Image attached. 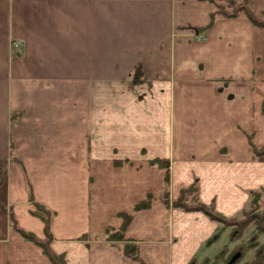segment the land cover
I'll return each mask as SVG.
<instances>
[{"label":"crops","instance_id":"obj_1","mask_svg":"<svg viewBox=\"0 0 264 264\" xmlns=\"http://www.w3.org/2000/svg\"><path fill=\"white\" fill-rule=\"evenodd\" d=\"M227 1L0 0V201L40 240L32 211L50 210L51 248L67 264H137L104 239L121 214L146 264L211 259L229 232L207 246L220 225L162 196L198 179L201 200L230 218L264 188L253 160L264 147V28L210 25ZM250 4L264 16V0ZM156 159L170 161V183ZM0 264H52L1 209Z\"/></svg>","mask_w":264,"mask_h":264},{"label":"trees","instance_id":"obj_2","mask_svg":"<svg viewBox=\"0 0 264 264\" xmlns=\"http://www.w3.org/2000/svg\"><path fill=\"white\" fill-rule=\"evenodd\" d=\"M243 17L250 20L255 26L264 28V16L258 17L253 11L250 0H228L224 4H216L215 12L211 14V24L220 18H239ZM204 31V30H201ZM134 85L144 83V78L141 70H137L132 78ZM252 143V141H251ZM253 160L255 162L264 163V147L257 148L253 145ZM160 168L166 169L168 172V183H170V167L171 163L166 159H156L151 162ZM2 172H0V187L2 186ZM249 208L251 212L243 210L244 218L236 220L228 218L216 210L215 202L210 205L205 204L200 198L199 180L196 179L190 186L184 188L176 200H171L169 191L162 196L163 201L168 207L174 210H180L184 213H202L212 222L218 223L222 226L215 234L206 242L207 246H211L219 242L228 229H232L230 234V242L241 241L246 233L251 228H254L253 235L249 240L237 246L232 252L229 251L228 246L217 254L214 259L206 258L202 262L193 259L190 264H241L248 255L253 252V259L244 264H264V244L259 241L260 235L264 234V214H255L256 210H260L264 206V188L250 191ZM32 197V196H31ZM32 202L35 203L34 199ZM152 197L137 205L136 210L147 209L151 205ZM0 209L9 214L12 227L23 237L27 242L33 243L43 250V253L51 261L52 264H67L64 255H57L51 248L54 240L52 234V217L53 213L40 204L35 203V210L32 215L42 220L45 226V239L40 240L35 234L24 231L18 224L17 218L12 211L6 209L4 204L0 201ZM123 218V227L119 230L109 229L106 232L104 239L108 242H124L125 254L128 258L134 260L137 264H146L140 256L137 242L128 240L125 237V230L131 221L132 216L128 214H121ZM86 240V236L82 238ZM235 260L234 262H232Z\"/></svg>","mask_w":264,"mask_h":264},{"label":"rangeland","instance_id":"obj_3","mask_svg":"<svg viewBox=\"0 0 264 264\" xmlns=\"http://www.w3.org/2000/svg\"><path fill=\"white\" fill-rule=\"evenodd\" d=\"M16 43V42H15ZM14 43V44H15ZM17 43H19V45H18V48H20L21 46H22V42L20 41V42H17ZM14 44H13V46H14ZM13 48H15V47H13ZM252 191H255V190H252ZM249 201H250V194H249ZM249 201L247 202V204L245 205V207H244V209L243 210H246L247 212H251V210H252V208H249ZM243 210L240 212V213H238L236 216H234L235 217V219L236 220H242L243 218H244V215H243ZM255 214H260V216L262 215V214H264V206H262V208L260 209V210H256V213ZM234 217H230V218H234ZM210 220V219H209ZM211 221V220H210ZM218 224V223H217ZM219 225V224H218ZM219 228H222V226L220 225L219 226ZM218 228V229H219ZM217 229V230H218ZM253 230H254V228H251L249 231H248V233H246V235L244 236V238L241 240V241H238V242H234V243H232V242H230V234H231V232H232V229H228L227 230V232H229V236H227L226 237V239H224L225 241H226V243H227V245H225V246H228V248H229V251L230 252H232L237 246H239V245H242V244H244V243H246L248 240H249V238L253 235ZM225 235V234H224ZM223 235V236H224ZM222 236V237H223ZM222 239V238H221ZM259 241H260V243L261 244H264V234H262V235H260V237H259ZM221 243V242H220ZM219 245V244H218ZM218 245H216L215 246V248L213 249V250H211V254H210V256L212 257L211 259L213 260L214 259V257L217 255V254H219L222 250H223V248L225 247V246H223L222 248L221 247H218ZM216 248H218V249H216ZM221 248V249H220ZM215 251H217V252H215ZM215 253H217V254H215ZM215 255V256H214ZM253 259V252H251L249 255H248V257L246 258V260H244L241 264H244L245 262H247V261H250V260H252ZM220 264H223V263H220Z\"/></svg>","mask_w":264,"mask_h":264},{"label":"built area","instance_id":"obj_4","mask_svg":"<svg viewBox=\"0 0 264 264\" xmlns=\"http://www.w3.org/2000/svg\"><path fill=\"white\" fill-rule=\"evenodd\" d=\"M18 45H19V43H15V44H14V47H15V48H18Z\"/></svg>","mask_w":264,"mask_h":264},{"label":"water","instance_id":"obj_5","mask_svg":"<svg viewBox=\"0 0 264 264\" xmlns=\"http://www.w3.org/2000/svg\"><path fill=\"white\" fill-rule=\"evenodd\" d=\"M235 260H233L232 262H234Z\"/></svg>","mask_w":264,"mask_h":264}]
</instances>
